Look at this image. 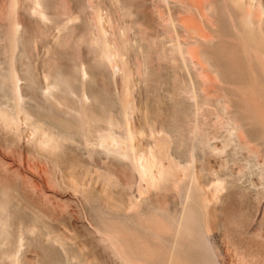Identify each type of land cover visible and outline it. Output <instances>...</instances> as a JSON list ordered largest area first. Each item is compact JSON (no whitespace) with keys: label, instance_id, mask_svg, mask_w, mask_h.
<instances>
[{"label":"rangeland","instance_id":"1","mask_svg":"<svg viewBox=\"0 0 264 264\" xmlns=\"http://www.w3.org/2000/svg\"><path fill=\"white\" fill-rule=\"evenodd\" d=\"M0 264H264V0H0Z\"/></svg>","mask_w":264,"mask_h":264}]
</instances>
